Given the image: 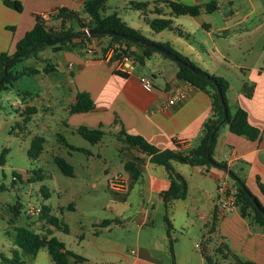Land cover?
<instances>
[{"label":"crops","instance_id":"1","mask_svg":"<svg viewBox=\"0 0 264 264\" xmlns=\"http://www.w3.org/2000/svg\"><path fill=\"white\" fill-rule=\"evenodd\" d=\"M16 1L22 5L20 12L0 0V53L11 54L15 51L16 42L33 27L36 15L47 13L49 16L45 24L54 30L61 27V19L56 17L60 8L77 11L84 22L89 21L84 9L92 0ZM170 2L200 5V11L195 16L175 15ZM209 2L215 3L210 6L213 9L211 12L205 10ZM112 12H116L121 21L137 29L150 41L167 42L200 69L225 78L229 82L225 93L228 106L231 110L236 106L244 109L248 123L259 132L257 138L251 140L232 133L227 125L219 130L213 144L212 158L225 163L226 168L172 162L187 186L186 197L171 201L168 209L175 264H209V261L211 264H234L230 262L231 259L238 264H264L262 229L242 217L238 208L221 215L215 204L218 181L224 180L237 186V180L229 173L231 171L238 179H243L246 188L264 207V194L259 188V184L264 187V158L259 149L264 138V0H106L101 14ZM158 18L170 19L171 29L154 31L149 21ZM72 24L73 20H67L62 29L71 27L74 31L84 30L78 25L74 29ZM91 40L95 47L92 54H87L84 47L53 49L46 46L37 52L36 57L26 59L29 63L34 61V65H22L18 70L15 65L13 69L17 72L28 67L37 68V73L29 75L47 81L42 95L37 94L31 101L24 100L23 103L34 105L36 100L46 98L47 104L42 109L47 111L46 114H51L64 103L62 107L69 114L62 121L65 128L75 130L80 125L100 128L104 136L110 134L118 141L117 134L122 129L127 134L143 137L158 149L173 148L174 140L183 149L198 144L203 123L211 114L209 94L189 87L185 100L169 105L168 100L174 95L175 87L185 85V81L176 76L178 66L174 61L164 57L161 52H153L144 59L143 64H139L144 66L143 69L136 68L138 63L133 62L131 69L125 64V68L119 70L126 73L123 76L115 72L118 68L109 59L107 51L102 55L109 38ZM130 50L139 51L135 46H130ZM234 52L242 54V60L232 58ZM250 54L258 56L249 60L246 55ZM46 67H49V71L43 72ZM232 67L239 68L240 75ZM220 71H225V74ZM231 72L238 79L237 84H231L228 80L226 73ZM143 73L153 76V90L145 91L141 87L139 77ZM245 81L253 84L251 96L241 91ZM78 92L88 93L94 106L89 111L70 113V106ZM25 93H29L28 90ZM56 135L61 137L59 133ZM121 143L118 157L123 166L126 162H134L139 174L134 178L131 170L125 167L119 170L116 174L122 178L125 189L115 194L113 191V195L124 201H136L138 196L140 200L146 199V205L134 210L140 214L136 217L139 225L134 248L118 251L120 246L111 245L108 239L102 238V232H109L110 224L120 223L119 219L98 224L101 228L95 229L93 234L95 247L99 252L108 250V254H117L118 257L110 258L114 264H165V261L171 264L169 238L163 220L165 205L160 196L169 186L167 171L163 166L152 163L150 157L136 147ZM150 204L152 209L162 207L161 211L164 212L158 228L151 218ZM70 208L73 209L71 205ZM180 209H184L186 215L191 210L195 218L178 224L184 230L173 236L172 230L177 227L175 221ZM51 227L54 226H48L47 230L51 231ZM194 233L198 234L195 236ZM80 256L82 260L73 261L72 264L89 261V258Z\"/></svg>","mask_w":264,"mask_h":264},{"label":"rangeland","instance_id":"2","mask_svg":"<svg viewBox=\"0 0 264 264\" xmlns=\"http://www.w3.org/2000/svg\"><path fill=\"white\" fill-rule=\"evenodd\" d=\"M223 6L226 7V3ZM72 25L74 29L77 28L75 21ZM257 56L258 54L246 55L249 60H254ZM231 57L240 61L243 55L234 52ZM30 64L34 65V61L29 63L25 60L23 63H17L16 69ZM136 68L143 69L144 66L138 64ZM232 69L240 75L239 68ZM220 72L225 74V71ZM226 74L231 84H237L238 79L232 72ZM46 85V79L24 75L13 87L0 91V103L4 107L0 109V155L3 149L8 150L4 155V163H0V186H3V190H0V252L7 257L11 256L16 247L15 226L29 227L37 233L47 235L48 226L51 224L42 214H26L28 206L44 205L49 208V216L59 219V227H51L50 236L57 237L66 249L89 258V261L83 264H114L110 258L118 255L108 254V250L99 252L96 249L94 230L101 228L98 224L102 221L119 219L123 225L111 223L110 231L102 232V238L108 239L111 245L120 246L118 251L134 248L136 229L139 225L136 217L140 215L134 210L145 207L146 199L140 200L138 196L136 201L117 199L108 187L109 179L124 169L118 157L123 144L115 136L106 134L101 142L89 143L72 127L65 128L62 124L69 115L62 107L64 103L51 114L42 110L47 104L46 98L36 100L34 105L26 103L37 94L42 95ZM26 90L29 93H25ZM65 92L68 97V87ZM24 100L26 102L23 103ZM24 111H32L34 114L29 115V120L23 121L20 114L25 117L27 114L23 113ZM56 133L68 144L85 151L70 149ZM34 136H42L45 141L38 158L33 160L27 156V149ZM56 156L62 157L72 166L73 176L61 172L54 162ZM33 171L40 172L34 174ZM29 177L36 180L28 182ZM42 191L47 194V198ZM61 206L63 209H60ZM16 208L18 212L14 215L13 210ZM148 209L154 226L160 227L161 216L164 214L162 207L154 210L150 204ZM194 216L191 210L186 215L185 210L180 209L175 221L177 227L172 230V235L183 232L184 229L178 227V224H184L187 219H194ZM63 225L67 227V232L61 229ZM197 234L194 233L195 236ZM23 257L27 264H53L45 246L41 247L36 255ZM230 262L238 264L233 259ZM165 264H170V261H165Z\"/></svg>","mask_w":264,"mask_h":264},{"label":"trees","instance_id":"3","mask_svg":"<svg viewBox=\"0 0 264 264\" xmlns=\"http://www.w3.org/2000/svg\"><path fill=\"white\" fill-rule=\"evenodd\" d=\"M106 0H92L84 9V12L88 15L89 21L84 22L80 18L79 13L74 10L67 8H60L57 12V18L61 19V27L58 30H54L47 27L45 20L40 16L36 15L35 23L33 27L25 32V34L16 42L15 51L11 54L7 52L0 53V91L8 90L22 75L35 74L38 72L37 68L28 67L20 72H17L13 67L27 58L37 56V52L46 46H51L53 49L61 47H79L83 48L85 40L90 38L108 37L109 43L102 51V55L112 47V54L110 60L114 63L119 61L123 56L128 55L132 58L134 63L143 64L144 59L148 58L153 52H161L152 46L141 44V41H150L145 38L137 29L128 26L125 22L121 21L117 16L116 12H112L107 15L101 14L104 8ZM3 3L16 10L21 11L22 5L16 0H3ZM215 4L209 2L205 5V10L211 12L213 9L210 8ZM170 8L175 15H191L195 16L200 11V5H185L177 2H170ZM67 20H73L81 28H86L88 31H113L115 35H109L106 33H91L88 35L84 34V30H76L67 27L62 29L63 24ZM150 27L154 31H161L163 29H171L170 19H152L149 21ZM13 29V27H9ZM64 35H71L70 38L62 40L58 43L48 44L51 39L61 37ZM153 42V41H152ZM155 44L165 48L169 53L168 55L163 54L164 57L174 61L178 70L176 76L178 79L183 80L191 84L194 88L202 90L209 94L211 98V114L203 123L201 133L198 139V144L189 149L181 148V144L176 140L173 141V148L158 149L154 145L147 142L143 137L139 135L127 134L124 130H120L117 134V138L126 143L130 147H136L140 152L147 154L150 157V161L154 164L161 165L167 171L170 182L166 190L160 193L165 205V214L163 220L166 225V234L169 238V251L172 257V263L174 257L172 254V239L170 237L171 222L168 215L169 204L171 201L176 199H184L186 197L187 186L183 177L177 173L172 165L173 161L179 163H186L189 165H206V166H217L226 168L225 163L214 161L212 158V148L215 142L216 136L219 130L227 125L228 129L237 135H244L247 138L254 140L258 136V129L251 126L247 121V113L241 107L236 106L234 110L228 106L225 98V93L229 88V82L222 76H217L208 73L194 63H192L187 57L180 54L174 48H172L167 42ZM130 46H135L139 51L133 52L130 50ZM174 58H178L185 62L186 65H182L175 61ZM43 72L49 71V67L42 70ZM123 76L126 73L121 71H115ZM253 84L245 81L242 84L241 91L246 96H251ZM219 90V91H218ZM221 94V97L220 95ZM94 104L89 94L86 92H78L76 94L75 102L70 106V113L85 112L93 108ZM227 110V117L223 123L217 126L214 130V134L210 139V133L214 127L219 124L223 118V108ZM0 109H2L0 103ZM27 114L25 117L20 114L23 121L29 120V115L32 111H24ZM214 121V123H212ZM83 139L89 143H98L104 136V131L100 128H90L84 125H80L75 129ZM63 142L72 150L85 151L83 148L75 147L68 144L63 137H60ZM45 139L42 136H34L31 140L30 147L27 149V156L30 159L38 158L39 154L43 149V143ZM207 148L212 159L210 163L207 160ZM7 149H3L0 155V163H4V155L7 153ZM54 162L59 167L61 172L67 176H73L72 166L66 162L62 157L56 156ZM126 169L132 171L133 177L136 178L139 174V170L136 168L134 162H126L124 164ZM34 174L40 171H33ZM14 174V173H13ZM16 176V175H13ZM19 176V175H18ZM235 179H238L234 174L231 175ZM36 179L28 178V182L35 181ZM237 182V201L236 205L239 213L242 217L249 219V221L259 226L264 232V207L261 202L252 195L246 188L243 179H238ZM245 188L247 191H244ZM261 192L264 194V187L259 184ZM0 190H3V186H0ZM43 192V191H42ZM45 198L47 194L44 193ZM14 215L18 212L17 208L13 210ZM49 208L47 206H41L42 217L45 218L52 226L59 227V219L55 216L48 215ZM11 221L13 219H10ZM64 232H67L65 225L61 226ZM14 244L15 248L11 252V256L7 257L0 252L1 264H27L23 256H34L37 254L39 249L43 246L46 247L53 264H72V262L81 261L82 257L75 254L73 251L65 248L64 244L55 236H50V230H47V235H42L35 232L29 227L15 226ZM208 261V259H207ZM209 264L210 261L208 262ZM246 264H254L252 262H246Z\"/></svg>","mask_w":264,"mask_h":264},{"label":"built area","instance_id":"4","mask_svg":"<svg viewBox=\"0 0 264 264\" xmlns=\"http://www.w3.org/2000/svg\"><path fill=\"white\" fill-rule=\"evenodd\" d=\"M44 20L48 18L47 13H42L40 15ZM85 34L89 36L88 30L84 28ZM90 40H85L84 49L87 54H92L95 50V47L93 46L92 42ZM112 54V47L107 50V55L110 59ZM133 60L130 56L125 55L123 56L119 61H117L115 64L118 68V70H123L125 68V64L127 68L131 69ZM139 82L141 84V87L145 91H151L155 88V84L153 83V76L149 73H143L139 77ZM189 87H193L191 84L185 82V85L182 87H175L174 95L168 100L169 105H174L176 103H180L183 100H185L188 96V89ZM259 149L262 153V156L264 158V138L260 142ZM108 187L111 191L114 192H122L125 189L124 182L122 178L118 174H114L112 178L108 181ZM237 186L230 185L224 180H220L217 182L216 185V207L217 211L224 215L226 213L232 212L237 209L236 201H237ZM41 213V207L37 206H28L26 209V214L29 216H38Z\"/></svg>","mask_w":264,"mask_h":264},{"label":"water","instance_id":"5","mask_svg":"<svg viewBox=\"0 0 264 264\" xmlns=\"http://www.w3.org/2000/svg\"><path fill=\"white\" fill-rule=\"evenodd\" d=\"M101 32L106 33V34H109V35H115V34H116V33L113 32V31H95V30L88 31L89 34H91V33H101ZM83 33L85 34L86 32H83ZM70 37H71V35H64V36H61V37H57V38H54V39H51L50 41H48V44L58 43V42H60V41H62V40H65V39H67V38H70ZM141 44H143V45H147V46H152V47L156 48L157 50L161 51L162 53H164V54H166V55H168V53H169L165 48H163V47H161V46L155 44V43L152 42V41H141ZM174 59H175V61H177L178 63H181L182 65H186V63L183 62V61H181L180 59H178V58H174ZM218 91H219V90H218ZM219 95H220V97H221V94H219ZM226 117H227V110H226V108L224 107V108H223V118L221 119V121L219 122V124H217V125L214 127L213 131L210 133V139L212 138V136H213V134H214V130L217 128L218 125H220L221 123H223V122L225 121ZM212 123H214V121H212ZM206 156H207V160L211 163V162H212V159H211V157H210V154H209L208 148H207ZM229 173H230L231 175H233V173H232L231 171H229ZM236 180H237V182L239 181L238 179H236ZM243 190H244V191H247L245 188H243Z\"/></svg>","mask_w":264,"mask_h":264}]
</instances>
